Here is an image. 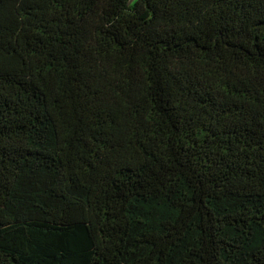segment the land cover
<instances>
[{"label":"trees","instance_id":"obj_1","mask_svg":"<svg viewBox=\"0 0 264 264\" xmlns=\"http://www.w3.org/2000/svg\"><path fill=\"white\" fill-rule=\"evenodd\" d=\"M0 264H264V0H0Z\"/></svg>","mask_w":264,"mask_h":264}]
</instances>
